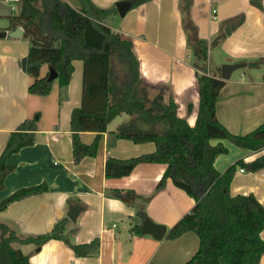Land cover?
Segmentation results:
<instances>
[{
	"label": "crops",
	"instance_id": "obj_1",
	"mask_svg": "<svg viewBox=\"0 0 264 264\" xmlns=\"http://www.w3.org/2000/svg\"><path fill=\"white\" fill-rule=\"evenodd\" d=\"M79 8L80 0H65ZM102 9H112L121 0H92ZM133 2V0H131ZM261 7L250 0H146L116 17L113 30L133 41L139 60L140 76L153 99L172 96L178 115L195 125L200 101L198 75L194 64V38L208 42V69L221 77L225 63H244L225 80L217 101L220 122L234 134H246L264 122V0ZM20 0H0V155L10 134L28 117L39 113L36 143L13 153L8 163L16 168L5 180L0 202L14 191L45 183L48 190L14 201L0 211V237L14 232L20 239L36 237L51 231L56 222L68 217L71 206L83 209L77 220L70 219L65 238L50 239L41 246L35 242H13L15 248L29 255L31 264H185L198 250L200 238L188 231L169 238V230L195 206L196 201L171 179L160 189L157 185L167 164L140 163L130 174L107 177L108 158L129 159L153 153V141L137 143L120 138L109 146V132L116 131L131 116L122 113L108 123L95 156L75 161L71 113L82 104V60H74L75 70L68 86V98L62 103L58 92L47 110L41 109V97L29 93L32 81L22 59L27 57L30 39L16 21ZM241 17L242 23L224 38L228 20ZM186 18L196 29L190 37ZM23 34L12 36L16 27ZM48 65L42 67V73ZM189 105H192L189 110ZM47 115V116H46ZM121 118L117 123L116 119ZM116 124V125H115ZM94 131H81L80 138L92 144ZM222 143L228 152L219 154L214 162L219 172L243 160L251 163L264 155V148L251 150L228 139H212ZM133 190L135 196L126 202L114 190ZM232 195L253 193L264 205V167L252 171L237 166L230 185ZM145 214V217L142 215ZM167 227L166 235L156 239L139 232L136 226L146 220ZM8 227V232L3 226ZM264 240V229L260 233ZM99 239V253L77 256L70 243L85 244ZM264 264V253L260 263Z\"/></svg>",
	"mask_w": 264,
	"mask_h": 264
},
{
	"label": "trees",
	"instance_id": "obj_2",
	"mask_svg": "<svg viewBox=\"0 0 264 264\" xmlns=\"http://www.w3.org/2000/svg\"><path fill=\"white\" fill-rule=\"evenodd\" d=\"M146 0H133V7ZM261 7V0H250ZM21 10L16 21L25 29L30 39L26 72L32 81L29 93L44 96L50 93L55 80L59 83L62 103L69 96L68 86L75 70L74 60H82V104L73 108L71 130L75 161L85 156H95L102 134L108 123L122 113L131 118L116 131L109 132V146L120 138L141 143L153 141L156 151L129 159L108 158L107 177L128 175L140 163H165L166 170L157 188L166 185L168 179L185 190L196 201L195 206L174 225L168 233L176 238L194 231L200 238L196 253L185 264H259L264 253V205L253 194L232 195L230 185L237 166L252 171L264 167V155L251 163L243 160L219 172L216 157L228 152L222 143L213 145L212 139H228L234 144L251 149L264 148V122L246 134H234L217 117V101L225 80L208 71V42L194 38V64L198 75L199 107L195 125L178 115V105L170 96L153 99L142 83L139 60L133 50V41L123 38L113 30L118 10L102 9L92 0H80L76 8L65 0H20ZM243 21L236 17L228 20L226 37ZM190 37H196L193 22L186 18ZM114 61L120 65L116 70ZM48 65L45 74L42 67ZM51 68L57 78L49 80ZM192 105H189L191 110ZM39 113L28 117L10 134L0 155V191L5 187L7 175L15 168L8 163L13 153L36 143ZM94 131L97 136L92 144L82 142L81 131ZM45 183L23 187L0 202V211L14 201L44 193ZM114 195L126 202L135 196L133 190H114ZM145 217V214L142 213ZM70 219L63 217L45 234L20 239L14 232L0 237V264H31L29 255L15 248L13 242H35L41 246L50 239H65ZM8 232V227H2ZM136 230L143 233L140 225ZM69 243V241L67 240ZM77 256H95L99 253V239L90 243H70Z\"/></svg>",
	"mask_w": 264,
	"mask_h": 264
},
{
	"label": "water",
	"instance_id": "obj_3",
	"mask_svg": "<svg viewBox=\"0 0 264 264\" xmlns=\"http://www.w3.org/2000/svg\"><path fill=\"white\" fill-rule=\"evenodd\" d=\"M133 2L131 0H121L116 3V8L118 10V13L120 16H124L127 11L132 7ZM23 28L18 26L16 29L12 32H10V35L12 36H20L23 34ZM0 35H6V32L0 33ZM22 68L26 69L27 67V57H24L22 59ZM244 65V63H225L221 67V77L223 79H228L233 70L240 68ZM57 72L55 69L51 68L50 70V75H49V80H54L57 78ZM81 206L73 205L69 209L67 216L72 220L76 221L79 214L82 211ZM144 232L152 234L156 239H162L166 235L167 227L162 224L154 223L153 221L146 220L143 224L142 227Z\"/></svg>",
	"mask_w": 264,
	"mask_h": 264
},
{
	"label": "rangeland",
	"instance_id": "obj_4",
	"mask_svg": "<svg viewBox=\"0 0 264 264\" xmlns=\"http://www.w3.org/2000/svg\"><path fill=\"white\" fill-rule=\"evenodd\" d=\"M117 17H119V15ZM114 66L116 70H120V65L117 63V61H114ZM207 74H210L209 69L207 71ZM58 92H59V83H58V80H55L50 93L40 98L41 99V105H40L41 109L46 111L47 108H49L50 105L54 102L55 98L58 95ZM120 119L121 118H117L115 123H117Z\"/></svg>",
	"mask_w": 264,
	"mask_h": 264
}]
</instances>
